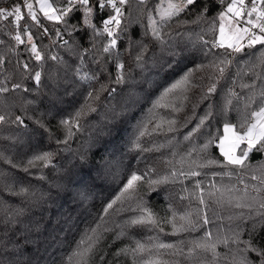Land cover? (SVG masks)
Returning <instances> with one entry per match:
<instances>
[{"label":"trees","instance_id":"1","mask_svg":"<svg viewBox=\"0 0 264 264\" xmlns=\"http://www.w3.org/2000/svg\"><path fill=\"white\" fill-rule=\"evenodd\" d=\"M49 2L57 8L67 6L66 0ZM94 2L90 19L95 32L84 24L78 7L65 18L67 23L49 21L37 10L40 25L29 22L28 29L44 57L39 63L23 29L25 43L15 51L11 31L0 24V57L5 61L0 82L10 89L0 95V114L8 121L0 125V155L12 162L0 159V264H146L150 260L230 264L233 254L259 264L257 252H238L244 244L233 243V238L240 233L241 241L251 239L256 249H264V216L259 215L264 209L258 207L264 192L258 196L250 190L253 185L264 187L251 179L253 174L261 175L264 152L250 154L245 170H233L222 166L224 158L216 144L225 123L238 126L260 103L264 64L257 58L264 46L229 56L231 62L219 77L212 65L224 58L226 50L212 47L219 25L214 18L223 7L218 0H197L175 17L164 29V46L152 39L147 19L149 13L157 19L155 9L161 0H147L146 5L129 0L123 7L116 47L105 53L110 38L103 32V21L114 11L110 7L101 11ZM16 3L22 8L23 0H0V8ZM205 4L203 19L194 23ZM213 24L215 32L210 30ZM142 46L147 50L138 62ZM118 63L125 66L122 83H115ZM35 71L41 72L39 86L33 79ZM93 74L96 79H84ZM185 75L190 83L165 95ZM209 76L218 82L215 93L205 99L213 82ZM17 83L22 87L12 91ZM102 85L105 90L99 91ZM253 93L256 103L248 107ZM81 111L80 128L71 126L69 135L70 125L63 122L74 120ZM209 112L212 116L199 132L185 140ZM17 115L24 125L11 123ZM171 119L177 121L174 131H169ZM211 138L216 139L203 151ZM45 153H51L49 161L29 165ZM192 171L200 175H189ZM229 171L231 176L226 174ZM132 173L143 179L131 193L123 192ZM164 177L167 182L152 183ZM241 182L249 187L247 195L238 188ZM238 203L251 209L236 207ZM141 208L154 214L155 226L129 225L144 214ZM205 215L208 224L203 223ZM208 232L211 240L205 239ZM225 238L227 246L220 242ZM137 241L146 246L141 253L133 252ZM196 242L215 244V255ZM159 243L174 247L159 249Z\"/></svg>","mask_w":264,"mask_h":264},{"label":"snow or ice","instance_id":"2","mask_svg":"<svg viewBox=\"0 0 264 264\" xmlns=\"http://www.w3.org/2000/svg\"><path fill=\"white\" fill-rule=\"evenodd\" d=\"M39 4L40 12L43 13V16L49 20L54 21L56 23H67L66 17L69 16L70 13L73 12L74 8L77 4L81 8L84 9V24L89 27L93 28L95 32V28L92 24L90 19L92 15V8L88 7L89 0H66V7L57 8L53 6V3H50L49 0H36ZM218 2L223 5L221 11L219 12L218 16L214 19L219 20L218 31L219 37L212 43L213 48H222L225 49V56L223 59L219 60L218 64H213L212 67L218 70L219 77H223L227 65L231 62L229 56L232 54H239L244 52L245 48L247 49H255L258 45L264 46V0H218ZM129 0H98V7L99 10L103 11L105 7H111L114 11L115 15L109 14V18L103 21V32L107 34L109 39L108 46L103 48V52L108 53L111 48H115L117 44V36L116 30L121 27V18L123 17V10L122 6L127 5ZM139 5H146L147 0H137ZM197 0H167V6L164 7V0H161V3L156 6V14L159 16V19H155L151 13L147 15L148 19V28L151 30L152 39L158 42L161 46L166 44L164 40V36L166 35L164 29L171 25L172 21L175 17H179L181 13L186 12L190 6L196 5ZM119 5V6H118ZM23 6L27 9V16L31 18L37 25L40 23L37 17V13L34 10L33 4L29 2V0H23ZM208 5L205 4L204 7L201 9V12L197 15L196 21L194 23H199L200 20L203 19V13L207 11ZM9 18H12L10 23L14 29V35H12V39L15 41L17 45L24 44L25 41L22 39L21 35V24L20 22L24 20V15L22 14V8L19 3H16L12 6L11 10L0 8V19L8 21ZM179 24V22H177ZM211 31L215 32L216 27L213 24L210 28ZM47 29H45V32ZM24 34L27 36V42L30 45V52L34 59L39 63L44 59L41 55V52L38 51L37 45L33 42V36L28 28L23 29ZM59 35V33H57ZM99 35V33H96ZM204 45L208 44V41L203 40ZM3 43V41H0ZM67 43V41H65ZM146 47L142 46L141 52L136 55V60L139 62L142 59L143 53L146 51ZM207 55V53H205ZM52 60H58V57L52 56ZM260 64H264V49L260 51V55L257 58ZM5 63L4 59L0 57V66ZM25 71L28 70L29 65L25 63L23 65ZM119 69V73L116 77L115 83H122L125 81V76L123 74L124 64L118 63L117 65ZM79 72V69H77ZM97 77L95 74L89 76L85 75L84 79L92 80L96 79ZM33 79L37 86L41 83V72L35 71L33 75ZM210 80H213L207 87V92L204 95V98L207 99L208 96L215 93L216 91V83L218 82L212 76H209ZM190 83V76L185 75L182 77L180 81L173 84L171 88L167 89L165 95L168 93L173 92L177 89H182V86L186 87ZM22 87L21 84H13L12 91L20 89ZM242 87H254V85H242ZM105 90L103 85L99 91ZM10 91L7 86H3V83L0 82V95L6 94ZM23 91L28 92L30 91L28 88H24ZM114 91V89H113ZM92 96V93H89V97ZM260 103L258 107L250 112V118L245 117L242 122L237 126L231 123H225L223 126V135L219 137V142L216 144V147L219 149L220 155L224 158V164L222 166L228 167L231 166L233 170L240 169L245 170L248 165L247 162L249 161L250 154L255 152H264V89H262L259 93ZM98 98V94L97 97ZM27 103H31V101H27ZM256 103V93H253L248 98V107H251L252 104ZM228 104H231V101H228ZM227 108V106H226ZM94 110V109H92ZM83 114V111L78 112L76 114V118L72 121H64L63 123L70 125L69 127V135H72L71 126H75L77 130L80 128L79 124V117ZM212 116V113H206L205 116L199 118V124L192 130V132L185 135L184 139L189 140L191 139L194 133L199 132L200 128L205 124L206 120ZM7 121V117L5 115L0 114V125L5 124ZM13 124L17 125H24L25 121L22 119L21 116H15V119L11 121ZM39 123V121H37ZM177 121L175 119H171L168 121L169 124V131H174V125H176ZM43 126L42 124L40 125ZM162 125H157V128H161ZM238 127L240 129H244L243 132L238 131ZM147 132L145 128L144 131L140 132V136L143 137ZM216 138H211L209 141L203 145V151H206L208 147L213 143ZM67 143V141H63ZM245 146V147H242ZM139 146V145H137ZM51 158V153H45L43 155L36 156L34 160L29 161V165H34V161H44L47 162ZM0 159H3L6 163L11 164V160L7 157H3L0 155ZM209 164H217L219 161L216 160H209ZM14 167L16 165H13ZM206 165H201V167ZM261 172L260 176L253 174L251 179L258 180L261 186H264V166H261L258 169ZM27 171V168L24 169ZM227 175L231 176L233 174L232 171L226 173ZM2 175V173H0ZM173 176L176 173H172ZM191 176H199L200 173L196 171H192L189 173ZM143 179L141 175H137L136 173H132L130 178L127 180V183L124 185L123 192L131 193L137 186V183ZM168 178L164 177L163 180L159 181H152L153 184L167 182ZM199 187V184L196 185ZM247 188L248 186L245 185V194L247 195ZM24 191L23 189L21 190ZM252 191L259 194L264 192V187H257L256 185L252 186ZM33 195H36L33 193ZM257 197H253L255 200ZM119 199V197H117ZM199 202L204 204V200L201 197ZM116 201H112L107 205L104 209V212L107 213L108 209L113 207ZM236 207H248L251 209V205L247 204H237ZM259 209H264V197H261L259 200ZM141 212L144 213L143 215L132 219L129 222L130 226H146V225H153L155 226L157 221L154 218V214L148 210L147 208H141ZM259 215L264 216V212L259 213ZM184 219V217H181ZM203 223L208 224L209 220L207 215L203 217ZM175 229V225H173ZM255 230V226H253V231ZM178 231V230H177ZM251 235V233H250ZM240 233H236L233 238V243H243L244 248L238 249L237 251L240 253H247L249 251H256L257 255L261 258L259 264H264V249H256L253 241L251 239L247 241H241L239 239ZM212 234L210 232L205 234L206 240H211ZM91 239V237H89ZM227 246L228 240L227 238L220 241ZM196 246L198 248H204L206 251L211 249L213 254L215 255L214 249L215 244H207V243H200L196 242ZM145 245L141 244L137 241L135 249L133 252L141 253L145 250ZM159 249H172L174 245L166 244V243H159L157 245ZM77 255L83 256V253H77ZM146 264H161L159 260H150L146 262ZM230 264H250L247 259L246 255H241L237 258L236 254H233V259Z\"/></svg>","mask_w":264,"mask_h":264},{"label":"built area","instance_id":"3","mask_svg":"<svg viewBox=\"0 0 264 264\" xmlns=\"http://www.w3.org/2000/svg\"><path fill=\"white\" fill-rule=\"evenodd\" d=\"M98 1V0H97ZM95 6V2H94V0H89V5H88V7H94ZM119 6V5H118ZM76 7H78L79 8V11L81 12V14L84 16V9L83 8H81L80 6H79V4H77L76 5ZM123 7L124 6H122V10H123ZM22 14L24 15V20H22L21 22H20V24H21V29H20V31L22 30V29H24V28H28V26H29V22H31V23H33L34 25H37L34 21H32L31 20V18L30 17H28L27 16V9H26V7H23L22 6ZM111 8V7H110ZM113 15H115V13H113ZM11 19L12 18H9V20L8 21H5V20H0V24H2V25H5L10 31H11V35H14L15 33H14V29H13V26H12V24L10 23V21H11ZM39 19V18H38ZM122 19V18H121ZM39 22H40V20H39ZM40 25V23L37 25V26H39ZM116 32H118V29L116 30ZM47 34V33H46ZM22 35V34H21ZM46 37H47V39L49 40V41H51V36L49 35V34H47L46 35ZM116 38V37H115ZM22 39H23V37H22ZM65 39V37H63V40ZM23 47V44H21V45H17L16 43H15V41H14V48H15V51L16 50H18V49H20V48H22ZM245 185H247V184H245L244 182H241L239 185H238V188L239 189H245ZM248 186V185H247ZM247 189H249V187L247 188ZM250 190H252V189H250Z\"/></svg>","mask_w":264,"mask_h":264},{"label":"rangeland","instance_id":"4","mask_svg":"<svg viewBox=\"0 0 264 264\" xmlns=\"http://www.w3.org/2000/svg\"><path fill=\"white\" fill-rule=\"evenodd\" d=\"M29 2H31L33 4V7H34V10L36 11L37 13V10L40 11V8H39V4L36 2V0H29ZM164 7L167 6V2L163 5ZM5 9H8V10H11V8H5ZM23 9V8H22ZM42 13V12H41ZM93 13V11H92ZM43 14V13H42ZM92 16V15H91ZM158 16V15H157ZM91 18V17H90ZM157 19H159V16L157 17ZM1 20V19H0ZM218 37H219V31H218Z\"/></svg>","mask_w":264,"mask_h":264}]
</instances>
